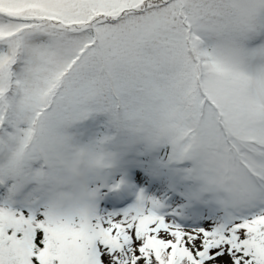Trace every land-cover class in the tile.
Returning <instances> with one entry per match:
<instances>
[{
  "label": "snow or ice",
  "instance_id": "1",
  "mask_svg": "<svg viewBox=\"0 0 264 264\" xmlns=\"http://www.w3.org/2000/svg\"><path fill=\"white\" fill-rule=\"evenodd\" d=\"M0 264H264V0H0Z\"/></svg>",
  "mask_w": 264,
  "mask_h": 264
}]
</instances>
